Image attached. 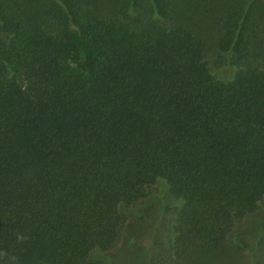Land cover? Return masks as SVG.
<instances>
[{
  "label": "trees",
  "instance_id": "obj_1",
  "mask_svg": "<svg viewBox=\"0 0 264 264\" xmlns=\"http://www.w3.org/2000/svg\"><path fill=\"white\" fill-rule=\"evenodd\" d=\"M157 183L145 264H264V0H0V264H124Z\"/></svg>",
  "mask_w": 264,
  "mask_h": 264
},
{
  "label": "rangeland",
  "instance_id": "obj_2",
  "mask_svg": "<svg viewBox=\"0 0 264 264\" xmlns=\"http://www.w3.org/2000/svg\"><path fill=\"white\" fill-rule=\"evenodd\" d=\"M214 66V74L218 77L229 80L233 75L231 66ZM221 78L218 79L223 80ZM167 203H172L167 187L157 183L147 189L140 201L129 205L125 209L127 217L116 251L109 252L105 260L112 262L120 257L124 264H145V252L152 248L154 238L160 233ZM257 221L258 214H253L244 220L243 225L252 231ZM255 261V251L248 249L237 255L219 258L217 264H255Z\"/></svg>",
  "mask_w": 264,
  "mask_h": 264
}]
</instances>
